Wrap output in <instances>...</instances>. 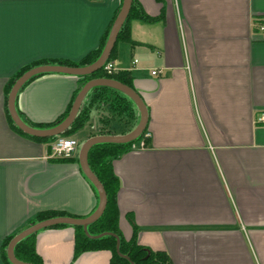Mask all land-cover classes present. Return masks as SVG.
Returning <instances> with one entry per match:
<instances>
[{
  "label": "crops",
  "instance_id": "1",
  "mask_svg": "<svg viewBox=\"0 0 264 264\" xmlns=\"http://www.w3.org/2000/svg\"><path fill=\"white\" fill-rule=\"evenodd\" d=\"M121 1L0 0V264L4 239L37 212L85 217L97 203L80 146L54 158L51 141L12 128L7 81L27 64L81 59ZM136 1L160 19L131 20L133 42L119 41L112 60L131 73L148 113L149 136L112 161L122 236L136 229L139 244L165 251L172 264H264V0ZM77 88V76L44 73L18 92L16 106L32 123H49ZM133 110L119 115L95 102L70 136L81 144L127 133L139 119ZM74 243L70 225L35 234L43 264H70ZM72 264H111L110 252L86 250Z\"/></svg>",
  "mask_w": 264,
  "mask_h": 264
},
{
  "label": "trees",
  "instance_id": "2",
  "mask_svg": "<svg viewBox=\"0 0 264 264\" xmlns=\"http://www.w3.org/2000/svg\"><path fill=\"white\" fill-rule=\"evenodd\" d=\"M119 8L115 16L113 17L112 21L110 22V25L108 26L106 32L100 39L98 46L95 49H92L91 51L86 53L81 59L77 61H70V60H64V59L42 60V61H38V62H34L31 64L22 66L21 68L16 70L14 74L8 79L7 84H6V94L8 95L10 88L12 84L14 83V81L22 73H24L26 70L34 66H37L40 64H61V65H67V66H84V65H88L92 63L93 61H95L97 57L100 55L105 45L111 25L119 11ZM133 19H138L143 22H154L156 20H159L160 16L158 17L149 16L138 6V3L136 0H132L129 13L118 32L116 42L110 52V55L107 61L113 60L115 58L116 47L119 41L133 42L130 37V21ZM41 74H44V73H39L37 75L32 76L28 81L25 82V84L21 87V89L24 88L25 85L28 84L32 79H34L35 77ZM77 77H78V88L76 89V92L74 94V97L71 103L69 104L68 108L64 111V113H62L55 120L49 123H41V124L32 123L29 119H27V117H25L17 109L16 100H15V107H16L18 114L28 125L36 127V128H46V127L56 125L57 123L62 121L67 116L77 92L81 89V87L88 80H91L94 78L107 77V78L115 79L123 84H126L134 88L132 84V75L127 70H119L113 74H106L102 66L101 68H99L98 70L90 74L80 75ZM102 101L107 103L110 111L112 112L114 111L118 113L119 115L125 114V115H128L129 117H134L133 109L135 108V106L133 102L127 96H125L120 91L107 87V86H95L87 94L71 126L61 135L70 136L74 134L76 131H78L80 128H82L85 122L88 120L89 111H90L91 106L95 102H102ZM8 121L14 130H16L18 133L22 134L25 137L39 140V141H52L54 138H56V136L36 137V136H31L23 132L21 129H19L14 124V122L12 121L9 115V112H8ZM146 128H147V125H146ZM146 128L142 132V134L133 141L126 142V143L103 142V143L94 144L90 148L88 152V164L92 172L96 175V177L99 179V181L104 187V190L106 192V206H105V209L102 215L96 221H94L93 223L87 226L88 233L92 235L93 237L87 236L82 226H73L75 229V243H74V253H73L72 262L83 251L105 249L110 252L111 264H172L168 254L165 251L152 250L151 248L147 246L139 244L136 239V229L134 230V234L130 239H125L122 236V233L118 226L119 211H118V205H117V192L119 188V181L113 171L112 161L113 159L117 158L118 156L130 150L134 143L144 138ZM95 193H96V199L98 203V195H97L96 190H95ZM97 203H96V206H97ZM56 216H72V215H68L61 211H55V210L40 211V212H37L28 221L27 226L37 221H41V220L51 218V217H56ZM66 225L67 224H58V225H54L53 227L66 226ZM104 232H106L107 234L100 235L101 233H104ZM35 234L36 232L20 240L14 247V254L19 260L33 263V264H43L40 256L36 252ZM13 236L14 234L8 235L3 241V247H4L3 259L5 261V264H12L8 260V257L6 254V247ZM116 236L118 237V240H119L118 249H119L120 254L117 252V249H116V244H117ZM125 256H127V258ZM72 262H70V264H72Z\"/></svg>",
  "mask_w": 264,
  "mask_h": 264
},
{
  "label": "water",
  "instance_id": "3",
  "mask_svg": "<svg viewBox=\"0 0 264 264\" xmlns=\"http://www.w3.org/2000/svg\"><path fill=\"white\" fill-rule=\"evenodd\" d=\"M132 0H122L121 6L119 11L111 25L110 31L108 33L105 45L97 57L95 61L88 65L84 66H67L61 64H40L34 66L24 73H22L12 84L10 91L7 95V108L9 115L14 122V124L21 129L23 132L36 137H51V136H58L64 133L74 121L80 107L83 104L84 99L86 98L89 91L95 86H107L113 88L115 90L120 91L125 96H127L137 108L139 113V119L137 124L127 133L120 134V135H113V134H101V135H94L85 140L83 143L80 144L79 153H78V161L79 166L84 174V176L88 179V181L92 184L95 188L97 195H98V203L96 208L87 216L85 217H73V216H56L47 218L41 221H37L33 224H30L26 228L22 229L18 233H16L12 239L9 241L6 247V254L8 260L12 264H33L29 262H25L19 260L14 254V247L15 245L22 240L24 237L46 227L58 225V224H67L72 226H82L85 234L89 237H93L87 231V226L94 221H96L103 213L105 206H106V192L104 190L103 185L96 177V175L92 172L88 164V152L90 148L97 143L103 142H114V143H126L135 140L138 138L142 132L145 130L147 125L148 113L146 105L139 95V93L132 87L123 84L115 79L101 77V78H94L88 80L81 89L77 92L69 113L67 116L57 123L54 126L46 127V128H36L33 126L28 125L18 114L16 107H15V100L16 96L21 89V87L28 81L32 76L37 75L39 73H49V72H56V73H65L71 74L74 76L80 75H87L90 74L99 68H101L104 63L107 61L110 52L116 42L118 32L123 25L130 7H131ZM107 234L106 232L101 233L100 235ZM99 235V236H100ZM117 244L116 249L117 252L120 254L118 249L119 240L116 236ZM127 258V256H125Z\"/></svg>",
  "mask_w": 264,
  "mask_h": 264
},
{
  "label": "built area",
  "instance_id": "4",
  "mask_svg": "<svg viewBox=\"0 0 264 264\" xmlns=\"http://www.w3.org/2000/svg\"><path fill=\"white\" fill-rule=\"evenodd\" d=\"M257 26L260 30L264 29V22L259 23ZM136 61L137 60H135V62ZM103 69L106 74H113L117 72L114 66V61L112 60L106 61L103 65ZM157 73L158 71L156 70L152 71V74H157ZM257 121L262 122L264 124V113H261L258 116ZM147 136H149V133L145 132L144 137H147ZM79 146H80V143L78 142V140L73 138L72 136L58 135L56 136V138H54L51 141L49 155L54 158H67V157H70ZM140 146L141 147L144 146L143 141L140 142ZM132 147H134V144L132 145Z\"/></svg>",
  "mask_w": 264,
  "mask_h": 264
},
{
  "label": "rangeland",
  "instance_id": "5",
  "mask_svg": "<svg viewBox=\"0 0 264 264\" xmlns=\"http://www.w3.org/2000/svg\"><path fill=\"white\" fill-rule=\"evenodd\" d=\"M75 134V133H74ZM78 136L77 134L75 135V137Z\"/></svg>",
  "mask_w": 264,
  "mask_h": 264
}]
</instances>
